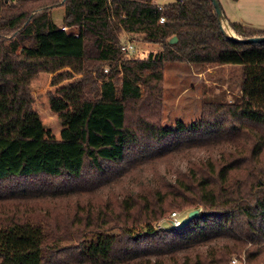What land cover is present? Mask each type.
<instances>
[{"label":"trees","instance_id":"trees-1","mask_svg":"<svg viewBox=\"0 0 264 264\" xmlns=\"http://www.w3.org/2000/svg\"><path fill=\"white\" fill-rule=\"evenodd\" d=\"M56 4L61 25L57 5L0 0V264H264V41H243L264 28L228 23L229 38L210 0ZM125 33L159 43V56H124ZM14 55L81 61L79 140L44 136L30 86L3 72ZM166 63L228 68L239 95L165 128ZM196 149L171 180L95 195L143 158ZM196 208L182 228L164 223Z\"/></svg>","mask_w":264,"mask_h":264},{"label":"rangeland","instance_id":"rangeland-1","mask_svg":"<svg viewBox=\"0 0 264 264\" xmlns=\"http://www.w3.org/2000/svg\"><path fill=\"white\" fill-rule=\"evenodd\" d=\"M44 1L49 5H57L59 2ZM174 2L176 0H156L159 5ZM218 2L223 14L228 18L234 17L254 28H264V0H218ZM50 14L54 22L61 25L63 8L54 6ZM230 32L228 34L232 33ZM128 39L135 46V52L130 54L129 58L147 59L159 56V43L147 40L144 34H122L123 44ZM80 69L81 61L78 60L65 62L55 57L33 58L20 55L8 56L5 59L3 72L30 86L34 107L39 113L47 139L62 141L80 139L81 102L84 94L80 83L82 78ZM161 95V124L165 128H173L176 121L180 120L187 125L199 120L203 100L219 99L221 104L231 103L234 95H239L238 78L231 76L228 68L166 63L163 69ZM203 154L204 150L196 149L172 153L165 157L143 158L132 164L121 178L111 181L95 195L99 196L110 190L135 192L145 184L157 185L165 179L171 180L177 171L184 170L189 160ZM58 201L60 204L67 202L60 198ZM186 212L187 210L176 212L177 217L183 218ZM172 213L174 212L169 216ZM240 260L242 262L243 259Z\"/></svg>","mask_w":264,"mask_h":264},{"label":"water","instance_id":"water-1","mask_svg":"<svg viewBox=\"0 0 264 264\" xmlns=\"http://www.w3.org/2000/svg\"><path fill=\"white\" fill-rule=\"evenodd\" d=\"M213 7H214V10H215V13L217 15V18H218V21L220 23V28L221 30L225 33L226 36H228L229 38H232V39H235V40H239L238 38H236L235 34L232 32V34H228L224 31L223 27H222V22H226L225 18H224V14L221 10V7H220V4L218 2V0H210ZM177 41V38L176 37H172L170 39V43H174ZM244 42H250V43H254V42H262L264 41V37H259V38H248V39H245L243 40ZM200 212V209L199 208H196V209H191V210H188L184 217L180 219L179 223L178 224H174V222L171 220V219H167L164 221L165 224H167L171 229H179V228H182L183 226H185L191 219L195 218L198 216Z\"/></svg>","mask_w":264,"mask_h":264},{"label":"built area","instance_id":"built-area-1","mask_svg":"<svg viewBox=\"0 0 264 264\" xmlns=\"http://www.w3.org/2000/svg\"><path fill=\"white\" fill-rule=\"evenodd\" d=\"M164 22V18H160L159 20V23H163ZM222 27L224 29V31L226 33L230 32L231 29L230 27L228 26V24L225 22L222 23ZM65 30V28H63ZM232 32V31H231ZM127 34V33H126ZM122 53L124 54V56H127L129 57L130 54L134 53L135 52V46L133 45L132 41L131 40H126V42L124 44H122V46L120 47ZM108 71V68L106 67L104 69V72H107ZM173 222L174 224H178L179 221H180V218L177 217V213H172L169 217ZM161 224L158 225V227L160 226ZM230 264H244V260L239 261L238 259L236 258H233L230 262Z\"/></svg>","mask_w":264,"mask_h":264},{"label":"crops","instance_id":"crops-1","mask_svg":"<svg viewBox=\"0 0 264 264\" xmlns=\"http://www.w3.org/2000/svg\"><path fill=\"white\" fill-rule=\"evenodd\" d=\"M155 4H157L156 3V0H152ZM177 1V0H176ZM157 5H159V4H157ZM160 6H163V5H160ZM224 18H225V20H226V22L227 23H240V24H243L242 22H239V20H237L236 18H234V17H227V16H225L224 15ZM252 27V26H251ZM126 34V33H125ZM53 59V58H52ZM62 61H65V62H67V61H77L76 59H61ZM78 61H80V60H78ZM190 65V64H189ZM208 71V70H207ZM80 75H81V69H80Z\"/></svg>","mask_w":264,"mask_h":264},{"label":"bare ground","instance_id":"bare-ground-1","mask_svg":"<svg viewBox=\"0 0 264 264\" xmlns=\"http://www.w3.org/2000/svg\"><path fill=\"white\" fill-rule=\"evenodd\" d=\"M231 33V32H230ZM232 34V33H231Z\"/></svg>","mask_w":264,"mask_h":264}]
</instances>
